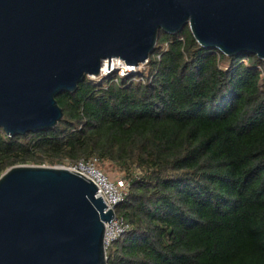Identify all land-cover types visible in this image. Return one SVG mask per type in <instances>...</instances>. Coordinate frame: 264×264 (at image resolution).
I'll return each mask as SVG.
<instances>
[{
	"label": "trees",
	"instance_id": "obj_1",
	"mask_svg": "<svg viewBox=\"0 0 264 264\" xmlns=\"http://www.w3.org/2000/svg\"><path fill=\"white\" fill-rule=\"evenodd\" d=\"M53 130L0 129V177L96 158L130 184L109 264H264V61L161 33L146 69L57 97Z\"/></svg>",
	"mask_w": 264,
	"mask_h": 264
},
{
	"label": "water",
	"instance_id": "obj_2",
	"mask_svg": "<svg viewBox=\"0 0 264 264\" xmlns=\"http://www.w3.org/2000/svg\"><path fill=\"white\" fill-rule=\"evenodd\" d=\"M190 28L204 49L264 61V0H0V129H55L57 97L105 61L146 64L162 32ZM100 189L67 167L21 165L0 177V264H109Z\"/></svg>",
	"mask_w": 264,
	"mask_h": 264
},
{
	"label": "built area",
	"instance_id": "obj_3",
	"mask_svg": "<svg viewBox=\"0 0 264 264\" xmlns=\"http://www.w3.org/2000/svg\"><path fill=\"white\" fill-rule=\"evenodd\" d=\"M121 64L125 68L127 75L129 73H136L137 68H139L127 67L123 62H121ZM98 165V160L93 158L87 161L81 160L74 165H69L67 168L73 169L92 179L101 191L97 196L103 198L108 207L107 210L112 209L115 212V217L112 223L106 224L104 246L108 257V252L113 245L131 230V225L124 218L117 215L118 206L122 204L129 195L130 184L127 179L112 181Z\"/></svg>",
	"mask_w": 264,
	"mask_h": 264
},
{
	"label": "rangeland",
	"instance_id": "obj_4",
	"mask_svg": "<svg viewBox=\"0 0 264 264\" xmlns=\"http://www.w3.org/2000/svg\"><path fill=\"white\" fill-rule=\"evenodd\" d=\"M117 63H119L118 66H116V68H112L111 71L105 73V74H102L100 77L98 78H95V77H90L89 79L91 81H95V82H100L103 78L107 77V76H110L112 74H116V75H119L121 77H125L127 75V72L125 71V68L122 66L121 62L118 60ZM146 64H143L141 65L139 68H137V72H140V71H143L146 69ZM44 166H47V167H68L69 165H64V166H51V165H48V164H45ZM99 168L104 171L107 176L112 180V181H116L118 179H125V175L124 174H120L118 173V171L115 169L112 170L111 167H106V168H103L101 167L100 165H98Z\"/></svg>",
	"mask_w": 264,
	"mask_h": 264
},
{
	"label": "bare ground",
	"instance_id": "obj_5",
	"mask_svg": "<svg viewBox=\"0 0 264 264\" xmlns=\"http://www.w3.org/2000/svg\"><path fill=\"white\" fill-rule=\"evenodd\" d=\"M118 60H112L111 62V69L112 68H116V66L119 65V63H117ZM111 71L110 70V62L105 61L103 64V70H102V74H105L107 72Z\"/></svg>",
	"mask_w": 264,
	"mask_h": 264
}]
</instances>
